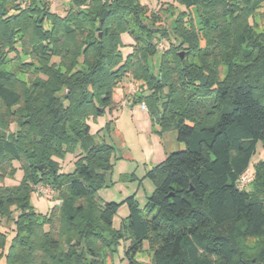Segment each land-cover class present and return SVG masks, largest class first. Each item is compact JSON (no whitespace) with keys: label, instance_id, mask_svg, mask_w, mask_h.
I'll return each mask as SVG.
<instances>
[{"label":"trees","instance_id":"16d2710c","mask_svg":"<svg viewBox=\"0 0 264 264\" xmlns=\"http://www.w3.org/2000/svg\"><path fill=\"white\" fill-rule=\"evenodd\" d=\"M57 1L65 16L49 0H0V261L111 264L129 240V264L144 245L151 264H264V162L238 187L264 147V26L257 33L255 22L264 0H172L156 11L138 0ZM162 16L173 28H158ZM158 54L154 73L147 59ZM124 80L184 150L146 172L148 213L126 198L116 232L119 205L96 198L115 149L94 136L111 129ZM103 116L92 135L88 120ZM68 153L75 170L66 175L56 159ZM16 166L20 184L4 186ZM38 185L57 201L44 216L29 202Z\"/></svg>","mask_w":264,"mask_h":264},{"label":"rangeland","instance_id":"374dc122","mask_svg":"<svg viewBox=\"0 0 264 264\" xmlns=\"http://www.w3.org/2000/svg\"><path fill=\"white\" fill-rule=\"evenodd\" d=\"M51 3V12H56L59 14V16H65V6L67 3L64 1H57V0H49ZM172 0H138V2L143 5L147 6L150 9L157 10L161 7L163 2H171ZM175 5V4H174ZM180 9V8H178ZM264 9V8H263ZM193 11V18H194V24L197 28H200L199 21L195 15V10ZM164 20H162V25L158 26L159 29H162V27L171 29L173 28V20L167 19L165 20V16H162ZM259 18L255 19V22L259 25L257 29V33H261L263 30L264 22H260ZM123 41L129 44H133L131 39L127 36H123ZM199 45L201 47L204 46V41L200 40ZM163 50L167 49V45L165 43L160 45ZM161 51V50H159ZM182 58L184 51H180ZM13 56V55H12ZM11 56V57H12ZM27 59V58H23ZM160 59V55H156L153 59H147V62L152 65L151 71L156 73V69L158 66V62ZM225 68H223V71ZM20 80H23V76H19ZM125 83L126 80H124ZM129 84V82H128ZM131 91H133V85L130 84ZM128 87L125 84H122L121 88H119L116 93L114 94V100L116 103L121 104L125 96H129L127 94ZM125 95V96H124ZM129 99V98H128ZM130 107H135L136 110H138L140 104L134 103L132 99L129 100ZM138 108H137V107ZM118 114L119 110H118ZM107 117V116H105ZM101 118V117H100ZM104 118V117H103ZM99 118L96 119H89L88 124L91 127V133L92 135L96 134L97 131H99L101 128H97L96 125H99ZM109 118L107 119L108 122ZM28 122V120H26ZM114 123V122H113ZM113 124H111V129L109 132H104V135L98 134L94 136V139L96 141H100L102 138L104 139V142L107 144H110L114 147L115 152L111 155L110 163L112 164V172L111 176L107 183L98 191L96 192V198L97 200L104 204V203H116L119 205L118 210L116 214L114 215L112 219V230L116 232H121L123 228V224L125 223V218L128 216V209L125 204V199L133 196L138 208L144 213L147 214L148 211L146 209V205L148 202V198L151 196L152 192L154 191V184L151 180L146 178V171L144 169V165L142 161H134L133 159L129 158L126 152V150H129L130 148L132 150L138 151V146H135L134 143L130 144L127 141L126 150L123 149L122 143L118 142V140L113 135ZM104 127V126H103ZM12 130H15V127L12 126ZM172 135L169 134V138L164 140L162 144L164 145V148L167 152V154H171L174 152L182 151L184 150V145L182 143L177 142V140L174 138H171ZM127 153V154H126ZM56 161L59 163L60 166V173L62 174H72L75 170V157L68 153L65 154L62 157H59L56 159ZM264 162V147L261 142H258L255 148V154L252 156L250 160L249 169L247 170V173L251 176H254L255 168L256 166ZM17 167V166H16ZM23 178V173L20 169H16V171L13 174V177H5L2 181V184L7 187H14L20 184L21 180ZM43 185H38L36 188H39ZM43 187H49V186H43ZM35 188V191H36ZM50 188V187H49ZM65 189H63L64 191ZM30 205L33 207L34 211L39 215H46L48 211L56 205L57 201H55V198L50 196H43V195H36L33 193L30 196L29 199ZM12 234V232H10ZM129 245V240H119V242L115 245V252L112 255L111 264H129L128 260L125 257V248ZM256 245V243H250L249 246L252 248ZM147 245H144V250L142 253H140L137 256V262L138 264H151L150 263V252L148 249H146ZM108 261V260H107ZM0 264H4V261H0Z\"/></svg>","mask_w":264,"mask_h":264},{"label":"crops","instance_id":"0c3cea01","mask_svg":"<svg viewBox=\"0 0 264 264\" xmlns=\"http://www.w3.org/2000/svg\"><path fill=\"white\" fill-rule=\"evenodd\" d=\"M122 84H125L127 94L121 104L118 103L117 110L113 114V135L122 143L123 149L126 150L127 141L135 146H138V151L126 150L127 156L134 161H142L145 171H149L153 166L162 162L167 157V152L162 142L169 138V134L172 135V139H176L174 132L159 133V128L156 124L152 123L151 118L146 109H142L141 105L138 110L135 107H130L129 100L134 91H131L129 80H126ZM129 98V99H128ZM118 110L119 113L118 114ZM104 117V118H103ZM99 118V125L97 128H102L106 123L109 116H103ZM91 128V127H90Z\"/></svg>","mask_w":264,"mask_h":264},{"label":"built area","instance_id":"2783aa9c","mask_svg":"<svg viewBox=\"0 0 264 264\" xmlns=\"http://www.w3.org/2000/svg\"><path fill=\"white\" fill-rule=\"evenodd\" d=\"M141 107L142 109H146L144 105H141ZM250 182L251 176L246 172L240 177L238 187L241 189L247 188ZM35 193L36 195L50 196L53 194V191L49 187L40 186L39 188H36Z\"/></svg>","mask_w":264,"mask_h":264},{"label":"water","instance_id":"95a60500","mask_svg":"<svg viewBox=\"0 0 264 264\" xmlns=\"http://www.w3.org/2000/svg\"><path fill=\"white\" fill-rule=\"evenodd\" d=\"M99 36H100V35H99ZM181 57H182V56H181ZM44 168H45L44 165H41V166L38 167L39 171H43Z\"/></svg>","mask_w":264,"mask_h":264}]
</instances>
